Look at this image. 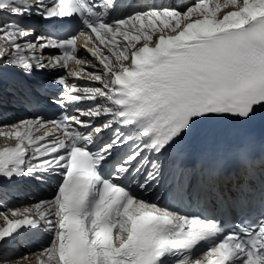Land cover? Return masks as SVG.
<instances>
[{
    "label": "snow or ice",
    "instance_id": "1",
    "mask_svg": "<svg viewBox=\"0 0 264 264\" xmlns=\"http://www.w3.org/2000/svg\"><path fill=\"white\" fill-rule=\"evenodd\" d=\"M117 7L0 0V108L33 110L31 119L0 121V136L15 141L0 148V178L52 188L29 207L0 205V248L22 232L48 233L34 264H264V119L259 140L245 133L199 169L160 160L201 122L246 126L264 115V0L152 4L110 18ZM33 16L78 24L37 35ZM46 49L59 54L46 59ZM37 72L54 73L60 90L48 96ZM45 100L62 110L57 119L36 112ZM174 188L210 196L213 211L182 212L166 202ZM257 197V216L224 226ZM28 255L16 259L32 264ZM10 259L0 255V264Z\"/></svg>",
    "mask_w": 264,
    "mask_h": 264
},
{
    "label": "bare ground",
    "instance_id": "2",
    "mask_svg": "<svg viewBox=\"0 0 264 264\" xmlns=\"http://www.w3.org/2000/svg\"><path fill=\"white\" fill-rule=\"evenodd\" d=\"M88 59H91V57L89 55H87ZM27 119V118H24ZM19 120L17 117L12 118L9 121H17ZM7 121V122H9ZM7 142H13V139H8L6 137H2L0 136V147H4ZM51 192H44L43 194H41L39 197H37L36 199L30 201L29 203H18L16 206H9V207H13V208H24V207H29L31 206V204L37 200L40 199H47L50 197ZM3 198V193H1V188H0V199ZM3 206H8V205H3ZM0 210H4L3 207L0 208ZM15 239V238H14ZM49 241V234L47 233V236L42 239V242H40V244L35 245L33 248L28 247L24 244L19 243L17 245V247L12 250L10 253H5V251H3V247L0 248V255H3L5 257H11V259L9 260V264H27V262L23 261V260H18L16 259V257H20L22 254L28 253V261H31L32 264H34L36 256H35V251L37 249H39L41 246H44L48 243ZM11 244H13L11 241H8L5 245L6 246H11Z\"/></svg>",
    "mask_w": 264,
    "mask_h": 264
}]
</instances>
